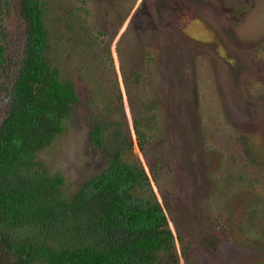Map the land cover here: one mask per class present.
<instances>
[{
	"label": "rangeland",
	"instance_id": "obj_1",
	"mask_svg": "<svg viewBox=\"0 0 264 264\" xmlns=\"http://www.w3.org/2000/svg\"><path fill=\"white\" fill-rule=\"evenodd\" d=\"M10 3L6 26L14 65L22 57L24 27L18 1ZM53 3L78 20L69 19L77 40L66 32L61 40L73 44L67 76L80 102L64 133L39 159L66 177L70 193L79 188L105 159L89 141L97 113L106 125H119L124 111L136 140L130 111L142 106L134 72H145L159 126L149 134V160L137 143L130 156L145 166L165 209L176 239L173 264H264V0ZM52 7L50 21L59 26L61 11ZM6 76L0 123L15 73ZM116 82L123 103L114 109ZM155 151L161 154L157 179L147 164H156Z\"/></svg>",
	"mask_w": 264,
	"mask_h": 264
},
{
	"label": "trees",
	"instance_id": "obj_2",
	"mask_svg": "<svg viewBox=\"0 0 264 264\" xmlns=\"http://www.w3.org/2000/svg\"><path fill=\"white\" fill-rule=\"evenodd\" d=\"M17 1L24 43L21 60L13 65L6 26L11 3L0 0V94L6 74L15 73L0 123V264H173L176 239L165 209L145 166L130 156L137 143L149 160V134L159 126L147 74L134 72L142 106L130 111L136 140L124 111L119 125H106L97 113L89 141L104 156L103 166L70 193L66 177L51 171L39 154L64 133L80 102L77 86L67 76L66 56L73 44L61 40L65 32L73 38L71 22L77 19L72 14L67 18L65 6L54 0ZM52 6L61 11L59 26L50 21ZM116 83L114 109L123 103ZM124 83L130 96L126 74ZM245 152L253 155L252 143ZM156 159V164L147 163L154 179L161 154Z\"/></svg>",
	"mask_w": 264,
	"mask_h": 264
}]
</instances>
